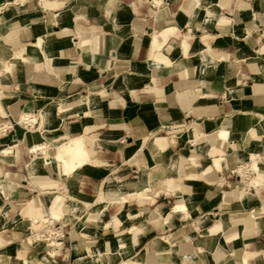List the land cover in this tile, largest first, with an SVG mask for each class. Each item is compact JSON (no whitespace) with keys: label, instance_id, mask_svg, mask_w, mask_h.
I'll return each mask as SVG.
<instances>
[{"label":"crops","instance_id":"crops-1","mask_svg":"<svg viewBox=\"0 0 264 264\" xmlns=\"http://www.w3.org/2000/svg\"><path fill=\"white\" fill-rule=\"evenodd\" d=\"M263 41L264 0H0V264H264ZM48 220L63 247L29 240Z\"/></svg>","mask_w":264,"mask_h":264},{"label":"bare ground","instance_id":"bare-ground-1","mask_svg":"<svg viewBox=\"0 0 264 264\" xmlns=\"http://www.w3.org/2000/svg\"><path fill=\"white\" fill-rule=\"evenodd\" d=\"M159 1V0H158ZM159 36V34H158ZM158 38V37H157ZM159 39V38H158ZM157 40V39H156ZM158 42V40H157ZM158 47L157 44L154 43V47ZM24 52H20L16 55V58L17 59H24L26 61V58H25V55H24ZM156 60L158 61H162V62H167L168 59L165 58L163 55H158L156 57ZM97 105V102L94 100L93 96L90 95L88 98H87V106L89 108L93 107V106H96ZM69 106L67 107H64L61 109V114L64 115L66 112L69 111ZM0 110L5 114V111L2 110V107H1V102H0ZM40 119V118H39ZM38 117H36V115H33V114H24L23 117H22V121H25L27 122L28 124H34L36 121H39ZM10 129V128H9ZM8 127L6 125H0V134H6L8 132ZM212 139H214L215 141H219V142H226L229 140V133L227 131H221L220 133L218 134H213L211 135ZM13 149V148H12ZM50 149V148H49ZM57 154L55 155L57 161H59L63 167V170H64V173L68 176V180L70 179V177L72 175H74L75 172H77L78 170H80L81 168H83L88 162H89V157H88V150L86 149L85 147V143H84V139L83 137L79 136V137H76L74 139H70V141H68L67 143L65 144H62L60 146H58L57 148ZM32 153H35L36 155V159H38V155L40 154H44L45 157H46V160L48 162V157H49V154H48V151H47V146L42 145V144H39V145H35L33 147V149L31 150ZM13 151L10 150V148H3L2 149V153L5 157L8 156L9 154H11ZM260 158V156L257 154H252L250 159L252 160V163H254L253 165L245 168L246 166H244L243 168H240L239 170V174L244 177V178H249L251 176V172H254V173H259L260 169L259 167L257 166V162H258V159ZM253 179V178H252ZM250 181V180H249ZM254 185V186H257V182L256 181H252L251 182V186ZM163 186H164V189H169V184L168 183H163ZM259 186V185H258ZM256 188V187H255ZM6 192V191H5ZM6 194V193H5ZM103 199V203H105V208L107 207V205L109 203H112V200L114 199H110V198H107V196L105 194H103V196H101ZM59 202L61 201V199L59 198L58 200ZM125 201V200H124ZM101 202V201H100ZM104 208V209H105ZM58 208L55 206V204H53L52 206V211L55 213L56 210ZM102 210V212L99 214V217L100 218H103V216L105 215V210ZM62 211L64 213V215H68L70 214L71 212V204L70 203H64L62 205ZM175 211L176 212H179V213H185L188 217L190 216V214L188 213V209L186 208L185 205H178L175 207ZM35 213V212H34ZM37 219V218H36ZM54 221L53 220H48L46 221V225L45 227L47 228L48 225L50 224H53ZM37 224V223H36ZM44 227V228H45ZM42 228V229H44ZM40 229L38 232L33 231V236H29V240H35V238H39L40 241L39 242H44L41 240L40 238V231L42 230ZM218 231H222V226L220 225L219 228H216L214 230L211 231V234L214 235L216 232L218 233ZM134 234L136 236V231H134ZM28 239V238H27ZM47 243V242H45ZM59 243V242H58ZM58 243L56 241H50L49 242V246L51 248H57L58 247ZM48 245V244H47ZM122 248V247H121ZM16 250L17 251H23L24 250V247L22 244H18L16 246ZM131 261V260H130ZM121 264H143V262H139V261H134V262H124V263H121Z\"/></svg>","mask_w":264,"mask_h":264},{"label":"built area","instance_id":"built-area-1","mask_svg":"<svg viewBox=\"0 0 264 264\" xmlns=\"http://www.w3.org/2000/svg\"><path fill=\"white\" fill-rule=\"evenodd\" d=\"M66 227L67 226H64L61 222L56 221L53 224L48 225L47 228L45 227L40 231V238L42 241L47 242L48 245H50V241H56L57 243H60L68 234L66 231ZM29 233L31 236H33L32 229H30ZM25 240H27V237ZM38 241H40V239L38 237L35 238V242Z\"/></svg>","mask_w":264,"mask_h":264},{"label":"rangeland","instance_id":"rangeland-1","mask_svg":"<svg viewBox=\"0 0 264 264\" xmlns=\"http://www.w3.org/2000/svg\"><path fill=\"white\" fill-rule=\"evenodd\" d=\"M264 42V41H263ZM0 114H2L3 116H7V114H4L1 110H0ZM36 117H38V119L39 118H42L43 119V117L41 116V115H36ZM19 120V119H18ZM9 121V120H8ZM37 122V121H36ZM35 122V123H36ZM34 123V124H35ZM24 123H21V125H23ZM5 125L8 127V129L11 127L10 126V123H5ZM9 131V130H8ZM2 135V134H1ZM1 148V147H0ZM4 148H8V147H4ZM13 148V147H12ZM11 147H10V150L11 151H13V149H12ZM0 153H1V149H0ZM259 160V159H258ZM254 163H252V165H253ZM257 166L259 167V169H261L260 168V164H259V161L257 162ZM79 171V170H78ZM260 171V170H259ZM263 171V170H262ZM264 172V171H263ZM257 176V178L256 179H258V177H260V175L258 176V175H256ZM72 177V176H71ZM70 177V178H71ZM68 178V177H67ZM147 179L148 178H146V180H145V182L147 181ZM245 180V179H244ZM144 182V183H145ZM104 192V191H103ZM105 193V192H104ZM101 195H99V198H98V200L96 201V203L94 204V205H88V204H85V205H88V206H90L91 207V209L93 210V211H96L98 214H100L101 213V210H102V208H105V203H103V199H101L102 197H100ZM32 199H34V198H32ZM37 200V199H36ZM57 200H59V199H57ZM101 201V202H100ZM37 202L39 203V204H41V202L42 201H39V200H37ZM64 203H67V201L65 200V199H61V201H60V206H62ZM106 209H107V207L104 209L105 210V215L103 216V218H101V219H104L105 218V216H106ZM100 212V213H99ZM97 213H95V214H97ZM52 214L53 215H55V213L52 211ZM95 214H93V215H95ZM35 230H36V232H38L39 230H40V226H36L35 227ZM22 244V243H21ZM63 244H64V240H62L60 243H59V246L61 247H63ZM23 245V247H24V249H26V245L25 244H22Z\"/></svg>","mask_w":264,"mask_h":264}]
</instances>
